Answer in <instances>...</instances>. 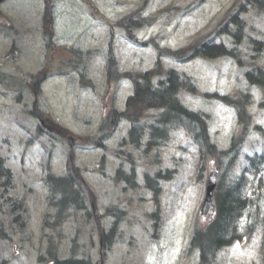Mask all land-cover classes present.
<instances>
[{"label":"rangeland","instance_id":"374dc122","mask_svg":"<svg viewBox=\"0 0 264 264\" xmlns=\"http://www.w3.org/2000/svg\"><path fill=\"white\" fill-rule=\"evenodd\" d=\"M194 1L149 0L143 8L142 17L157 16L158 20L149 27L137 30L138 38L146 40L155 36L162 46L185 47L200 35L218 32L220 29L218 24L224 19L225 14L232 15V11L239 9L242 2V0H206L203 6L198 7L199 3ZM140 3L141 0H64L61 18L63 48L61 55L57 54L56 58L57 60L61 57L66 59L71 55L77 61H31L29 58L27 61H10L3 66L2 70L13 74V79L17 82L9 81L0 85V152L6 159V165L14 172L16 177L14 194L25 203L27 213L23 228L11 226L7 222L0 224V232L5 233V238L0 239V264H39L37 256L39 252L42 254L40 248L44 246L41 221L46 211V193L42 187L41 177L46 154L51 151V171L60 175L66 169V153L69 147L64 140L54 138L52 143L45 137L34 142L29 140V137H33L36 125L28 114L32 101L26 86L32 82L33 75L44 64L48 69L51 66V72L47 74L62 73L64 76L48 80L42 86L38 101L47 111L44 113L61 125L63 123L67 125L75 138L95 132L107 109L116 105L119 110H123L125 95L131 92L130 85L122 81L114 85L111 93L106 96L107 87L103 72L105 66L103 61H97L105 59V56L101 50L96 49L102 48L104 44L98 39L99 34L105 41V28L101 17L114 20L127 15L132 9L137 10ZM69 9L72 11H67ZM73 12L74 14L71 15ZM23 13H34V9L28 8ZM138 15L141 14L138 12ZM241 17L246 24L244 36H250L262 42L256 63L264 70V14L250 9L246 13L242 11ZM117 37L115 47L120 55L118 70L140 72L153 65L155 52L151 47H132L127 42L123 30L117 31ZM222 39L228 44L227 38ZM245 45L246 41L243 43V46ZM86 49H89L87 52L92 54L86 55ZM127 50V55H123ZM132 53L135 56H129ZM226 61L225 59L210 61L197 58L186 64L169 60L164 62L166 66L176 67V70L191 76L201 92L228 94L230 91H238L236 88L240 87L243 92L250 93L254 102L247 111L252 117L253 124L262 127L264 132V88H253L244 77L245 69H240L239 73L233 63L231 64L234 67ZM250 62L247 61V64ZM84 68L86 78L90 79L95 86L94 91L80 86L78 73ZM6 86L10 88L7 89ZM183 97L186 104L183 103L188 108L210 113L211 140L219 149H227L230 145V137L236 130L233 112L212 100L191 95ZM125 132V125L119 127L111 141V148L117 147ZM263 142L261 136L250 134L245 140L243 150L246 151L256 144L262 145ZM126 147L123 149L131 153L138 171L154 174L158 171L160 164L165 169L177 168L180 172L169 182L160 185L161 229L158 228V239L151 241V245L147 242V237L155 233L150 229L151 217L155 214L153 212L155 203L151 192L143 187L131 189L124 188L123 184H115L112 177L119 163L112 159L107 158V176L105 180L101 179L99 174L89 172L99 163L100 155L97 151L89 148L76 149L77 165L82 166L85 173L92 174L86 175L85 179L88 186L95 191L96 210L101 213L106 207L115 205L114 214L118 207L123 213L119 216L122 218V222L118 225V231L122 232L116 245L119 247L111 250L106 264H145V259L146 264H175L176 259L179 261L181 250L186 248V243L189 242L192 229H188V226L195 221H198L200 226L206 224L197 212L204 194V185L201 182L204 181L205 171L213 160L204 166L203 175L197 177V150L190 144V137L183 130L174 131L171 134V140L159 150L158 165L153 161V152L147 158H143L140 150ZM252 153L250 155H253ZM242 158H238L237 162L230 167H228L230 156L224 160V170L228 176L239 175L243 165ZM123 169L127 170V167L123 166ZM138 171L136 181L141 186L144 179L140 177ZM258 176L260 179H253L252 175L247 176L249 180L247 192L254 200L250 213L255 221L249 218V214L244 218L246 225L254 224V232L251 238H246L244 235L241 241L221 253L216 264H259L261 258L263 259L264 249L260 246V242L264 239V169ZM76 217L79 219L78 225L72 227L69 225L71 221L65 223L60 230L62 237L56 240L57 245H60L58 249L61 256H66L74 232L82 236L79 240L83 239L87 250L91 246L90 237H95L96 226L91 221L83 222L80 218L84 215L76 213ZM108 223V219L101 222L102 226ZM165 228L167 232L163 230ZM46 233L49 232L46 231ZM54 233L56 232L51 234ZM121 238L124 240L121 241ZM153 248L157 249L151 251ZM195 254L197 256L196 251ZM41 264H49V261ZM187 264H199L198 258L191 254Z\"/></svg>","mask_w":264,"mask_h":264},{"label":"trees","instance_id":"16d2710c","mask_svg":"<svg viewBox=\"0 0 264 264\" xmlns=\"http://www.w3.org/2000/svg\"><path fill=\"white\" fill-rule=\"evenodd\" d=\"M243 11H246L248 6L256 9L258 12L264 11L263 0H246L242 5ZM225 24L214 37H200L195 40L186 49L171 51L161 49L156 46L157 54L160 57H172L176 60L186 61L193 57L203 59H215L218 57H228L240 66L243 65L244 55H247L251 61H254V54L261 43L253 41L251 38L247 40V47H241V38L245 31V22L237 17H225ZM233 26V30L230 27ZM221 35H226L230 41L231 47H228L223 42L216 43L215 38ZM251 72H246V79L253 84L262 85L264 83V71L259 66L252 62ZM164 76L162 77V75ZM257 74L261 76H256ZM131 79L133 83V94L128 97L126 102V111L117 113L112 112L104 118L100 133L94 138V144L105 148L103 140L108 138L113 132L115 126L120 119H124L132 123V128L129 131L132 136L131 142L140 147L143 144V126L140 118L148 110L158 111L156 114V124L151 125L152 134L148 138L146 145H160L161 140L167 139V130L175 127H183L193 134L192 142L195 145L199 159L204 158V152L214 154L215 146L211 144L208 135V115L200 112H193L181 104L178 94L180 92L196 93V88L193 85L191 77L180 74L174 70L163 72L161 62L156 61L155 67L148 72L139 75H125ZM157 77L154 83L153 78ZM208 98H214L221 103L233 107L238 116H243V108L245 103L250 100L248 95L241 94L237 100L229 96L207 95ZM161 111V112H159ZM246 122V121H245ZM148 124V123H147ZM245 126V125H244ZM236 141L233 140L234 146ZM241 152L240 146L237 154ZM247 166L243 169L244 173L252 170L254 175L258 174L260 167L264 165V152L255 154L253 157L245 156ZM252 168V169H250ZM71 175L69 177H54L47 176L45 184L49 190L48 202L55 208L53 214L54 221H60L65 218L73 209L84 207V198L82 197L81 187L84 186V181L79 175V170L73 163L69 165ZM146 182L149 186H156L158 173L152 180L147 177ZM219 179L215 190V199L217 202L216 214L205 229L196 227L194 230L191 244L199 249L200 262L202 264H213L216 254L223 248L230 245L232 242L240 238L238 233V220L243 215L246 209L248 198L243 192L241 185V177ZM150 178V177H149ZM130 183L129 179H126ZM13 188V180L11 172L5 168L2 158L0 157V210L2 206L7 204L16 219L19 212L22 210L21 203L10 195V190ZM155 192L156 188H153ZM156 195V193H155Z\"/></svg>","mask_w":264,"mask_h":264},{"label":"flooded vegetation","instance_id":"af4514ba","mask_svg":"<svg viewBox=\"0 0 264 264\" xmlns=\"http://www.w3.org/2000/svg\"><path fill=\"white\" fill-rule=\"evenodd\" d=\"M45 3H48V10H43V13L50 14L48 15V18L44 20V30L42 28V37H36V31L35 29H28L27 33H31L30 36L33 37V40L35 43L38 44H43L45 45L48 43L49 45H56L57 43V38L55 36H52L48 31L50 30V26L53 23V16H52V10L53 8L56 7V4L59 0H44ZM21 0H4L3 2L0 3V9L5 5V3L10 5V12L15 15V13L19 14L23 12L20 10L18 7L20 5ZM12 30L13 33L16 34V37H11L9 40L11 41L12 39L16 40V42H20L19 35L17 37V31H16V26L15 25H8ZM1 37V36H0ZM6 38V36H4ZM6 40V39H5ZM7 41V40H6ZM13 42V41H12Z\"/></svg>","mask_w":264,"mask_h":264},{"label":"water","instance_id":"95a60500","mask_svg":"<svg viewBox=\"0 0 264 264\" xmlns=\"http://www.w3.org/2000/svg\"><path fill=\"white\" fill-rule=\"evenodd\" d=\"M215 176H216V172H213L208 177V181L206 185V195H205V200L203 203L202 210H206L212 204V193L216 185Z\"/></svg>","mask_w":264,"mask_h":264}]
</instances>
